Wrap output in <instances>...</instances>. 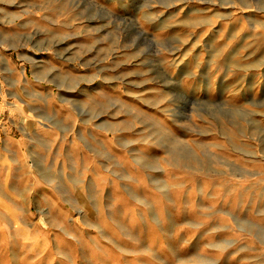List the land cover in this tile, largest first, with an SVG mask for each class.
I'll list each match as a JSON object with an SVG mask.
<instances>
[{
	"label": "rangeland",
	"instance_id": "374dc122",
	"mask_svg": "<svg viewBox=\"0 0 264 264\" xmlns=\"http://www.w3.org/2000/svg\"><path fill=\"white\" fill-rule=\"evenodd\" d=\"M0 264H264V0H0Z\"/></svg>",
	"mask_w": 264,
	"mask_h": 264
},
{
	"label": "crops",
	"instance_id": "0c3cea01",
	"mask_svg": "<svg viewBox=\"0 0 264 264\" xmlns=\"http://www.w3.org/2000/svg\"><path fill=\"white\" fill-rule=\"evenodd\" d=\"M5 131L8 132V131H10V130H8V128H5ZM9 150L11 151V149H9Z\"/></svg>",
	"mask_w": 264,
	"mask_h": 264
}]
</instances>
